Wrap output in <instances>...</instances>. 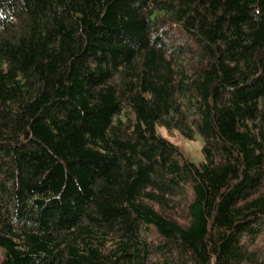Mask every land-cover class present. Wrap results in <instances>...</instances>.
<instances>
[{
	"label": "trees",
	"instance_id": "trees-1",
	"mask_svg": "<svg viewBox=\"0 0 264 264\" xmlns=\"http://www.w3.org/2000/svg\"><path fill=\"white\" fill-rule=\"evenodd\" d=\"M0 264H264V0H0Z\"/></svg>",
	"mask_w": 264,
	"mask_h": 264
},
{
	"label": "rangeland",
	"instance_id": "rangeland-1",
	"mask_svg": "<svg viewBox=\"0 0 264 264\" xmlns=\"http://www.w3.org/2000/svg\"><path fill=\"white\" fill-rule=\"evenodd\" d=\"M159 131L161 134L165 137H167L170 141H172L174 144L178 145L186 155H188L190 158H192L195 161H199L202 159V139H196V140H188L184 138L178 131L169 132L166 128L161 127L159 128ZM261 245L262 243L259 242ZM257 247H260L257 244Z\"/></svg>",
	"mask_w": 264,
	"mask_h": 264
}]
</instances>
